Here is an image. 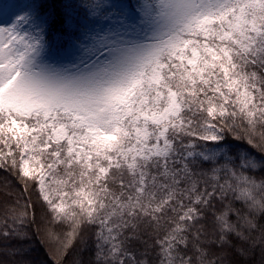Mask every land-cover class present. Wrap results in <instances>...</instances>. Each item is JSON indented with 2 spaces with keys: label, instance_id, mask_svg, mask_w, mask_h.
Wrapping results in <instances>:
<instances>
[{
  "label": "snow or ice",
  "instance_id": "1",
  "mask_svg": "<svg viewBox=\"0 0 264 264\" xmlns=\"http://www.w3.org/2000/svg\"><path fill=\"white\" fill-rule=\"evenodd\" d=\"M0 264H264V0H0Z\"/></svg>",
  "mask_w": 264,
  "mask_h": 264
},
{
  "label": "trees",
  "instance_id": "2",
  "mask_svg": "<svg viewBox=\"0 0 264 264\" xmlns=\"http://www.w3.org/2000/svg\"><path fill=\"white\" fill-rule=\"evenodd\" d=\"M33 247H35V245H33ZM34 255L38 256V258L43 259V254L41 250H38L37 253H34Z\"/></svg>",
  "mask_w": 264,
  "mask_h": 264
}]
</instances>
